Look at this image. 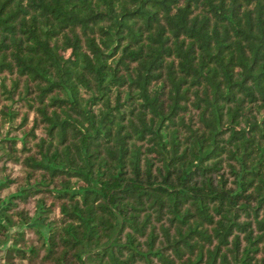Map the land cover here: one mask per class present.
I'll use <instances>...</instances> for the list:
<instances>
[{
	"label": "trees",
	"instance_id": "trees-1",
	"mask_svg": "<svg viewBox=\"0 0 264 264\" xmlns=\"http://www.w3.org/2000/svg\"><path fill=\"white\" fill-rule=\"evenodd\" d=\"M0 264H264V0H0Z\"/></svg>",
	"mask_w": 264,
	"mask_h": 264
},
{
	"label": "rangeland",
	"instance_id": "rangeland-1",
	"mask_svg": "<svg viewBox=\"0 0 264 264\" xmlns=\"http://www.w3.org/2000/svg\"><path fill=\"white\" fill-rule=\"evenodd\" d=\"M4 248L0 247V255H2Z\"/></svg>",
	"mask_w": 264,
	"mask_h": 264
}]
</instances>
